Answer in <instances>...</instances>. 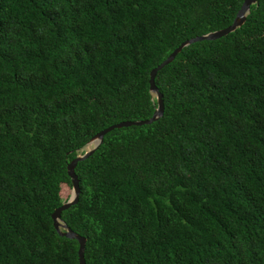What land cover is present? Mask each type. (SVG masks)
I'll list each match as a JSON object with an SVG mask.
<instances>
[{"label": "trees", "instance_id": "trees-1", "mask_svg": "<svg viewBox=\"0 0 264 264\" xmlns=\"http://www.w3.org/2000/svg\"><path fill=\"white\" fill-rule=\"evenodd\" d=\"M243 1L0 0V264H79L67 165ZM155 84L75 168L86 264H264V0Z\"/></svg>", "mask_w": 264, "mask_h": 264}, {"label": "water", "instance_id": "water-1", "mask_svg": "<svg viewBox=\"0 0 264 264\" xmlns=\"http://www.w3.org/2000/svg\"><path fill=\"white\" fill-rule=\"evenodd\" d=\"M257 0H244L240 9L238 10L236 17L231 25L228 27L217 30L214 32H210L198 37H194L191 39H188L184 42H182L161 64H159L157 67L152 69L149 74V91L152 95V99L156 100V108L154 110L153 115L151 118L147 120H137V121H123L114 125H111L97 134H95L88 144L86 145V150L84 149V152L82 154H79L75 159H73L68 165H67V174L71 180V195L69 199L64 202L60 207L56 208L55 211L52 213L51 218L53 221V226L55 231L58 233L59 236L65 237L71 240H76L78 242V260L79 264H86L84 253H85V247H86V238L77 234L74 232L61 218V215L64 211L69 209L71 206H74L78 203L81 190L79 186V179L78 176L75 173V168L79 162H82L89 158L102 144L104 136L115 130V129H121V128H127L131 126H144V125H150L156 121H158L160 118H162L164 114V101H163V95L160 93L159 89L157 88L155 84V78L157 73L163 69L168 64L172 63L175 59V57L186 47L190 46L191 44H194L196 42L201 41H213L219 38H222L224 36H227L228 34L236 31L238 28L242 27L243 24L246 21L247 15L250 11V8L252 5L256 4Z\"/></svg>", "mask_w": 264, "mask_h": 264}, {"label": "rangeland", "instance_id": "rangeland-1", "mask_svg": "<svg viewBox=\"0 0 264 264\" xmlns=\"http://www.w3.org/2000/svg\"><path fill=\"white\" fill-rule=\"evenodd\" d=\"M85 150H86V148H85ZM70 195H71V188H69L67 186H63V188H62V196H63V198H67L68 197V199H69Z\"/></svg>", "mask_w": 264, "mask_h": 264}]
</instances>
